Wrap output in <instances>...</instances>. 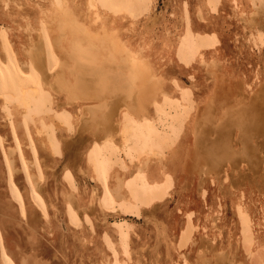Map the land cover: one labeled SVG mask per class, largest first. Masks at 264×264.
Instances as JSON below:
<instances>
[{"label":"rangeland","instance_id":"1","mask_svg":"<svg viewBox=\"0 0 264 264\" xmlns=\"http://www.w3.org/2000/svg\"><path fill=\"white\" fill-rule=\"evenodd\" d=\"M258 1L0 0V264H264Z\"/></svg>","mask_w":264,"mask_h":264},{"label":"crops","instance_id":"2","mask_svg":"<svg viewBox=\"0 0 264 264\" xmlns=\"http://www.w3.org/2000/svg\"><path fill=\"white\" fill-rule=\"evenodd\" d=\"M260 8V9H259ZM255 9L258 11V12H260L261 10H263V8H261V7H259L257 4H255ZM261 13H263L261 16L264 18V12H261ZM96 42H98L97 40H95ZM103 44V41H99V45H102ZM75 50L77 51V53H76V57L79 59L78 60V62H79V64H80V60H81V53L82 52H84V53H86V59H87V61H88V65L87 66H84V67H82V66H80V76H79V80L76 82V86L75 87H78V88H80V89H82V90H87V84H86V81H85V79L84 78H82V76L81 75H88V74H90V73H92V70H95V71H93L94 73H92V75H90V77L91 76H95V77H93V78H95V80H97V77H99L98 76V74H100V75H102L104 72L102 71V69L100 70V68L99 67H97L94 63H92V61H91V57H90V53H91V48L87 51V49H82L80 46H75ZM90 51V52H89ZM33 58H34V60H35V57L33 56ZM33 60V61H34ZM93 64L95 65L94 67H93ZM81 65V64H80ZM60 67L58 66L57 67V69H59ZM83 69V70H82ZM86 70V71H85ZM88 70V71H87ZM97 71H99V72H102V73H99V72H97ZM96 73V74H95ZM137 78V77H136ZM82 81H83V83H82ZM127 83H128V81H127ZM135 86H133V88H134ZM70 88H74L73 87V85H71V86H69V89ZM139 91V90H138ZM137 102H138V104H139V106H140V109H139V111H144L145 110V105H144V100H143V97H141L140 96V94L138 93V96H137ZM253 134L257 137V139L259 138V133L258 132H253ZM231 136V135H230ZM22 213H24V215L23 216H26V214H25V212L23 211Z\"/></svg>","mask_w":264,"mask_h":264},{"label":"bare ground","instance_id":"3","mask_svg":"<svg viewBox=\"0 0 264 264\" xmlns=\"http://www.w3.org/2000/svg\"><path fill=\"white\" fill-rule=\"evenodd\" d=\"M258 1V0H257ZM260 1L261 0H259L258 1V4H259V6L261 5L260 4ZM263 2V1H262ZM262 4H264V3H262ZM255 6V5H254ZM261 7V6H260ZM264 7V6H263ZM260 9V8H259ZM116 10V12H117V8L115 9ZM119 10V9H118ZM259 11V10H258ZM260 12H264V10H261ZM81 55V60H80V66H82V67H84V66H87L88 65V61H87V59H86V53H81L80 54ZM130 61V60H129ZM95 65L93 64V67H94ZM49 67V66H48ZM81 69V68H80ZM83 70V69H82ZM100 70H101V68H100ZM86 71V70H85ZM88 71V70H87ZM93 71H95V70H92V73H94ZM97 72H99V71H97ZM92 73H90V74H88V75H92ZM99 73H102V72H99ZM96 74V73H95ZM87 75V74H86ZM98 76H100V74H98ZM92 77H95V76H92ZM83 78V77H82ZM97 79H98V77H97ZM94 80H95V78H94ZM129 81L132 83V82H136L135 81V77H134V74L133 73H131L130 75H129ZM91 82H93L92 80H91ZM82 83H83V81H82ZM130 86V85H129ZM70 89H72V88H70ZM108 94H109V92H107ZM115 93V92H114ZM109 97V96H108ZM109 98H111L112 99V97H109ZM260 113V112H259ZM262 113H260L259 115H261ZM242 118V117H241ZM243 120H244V118H243ZM245 121V120H244ZM255 122H256V132H258L259 133V137H260V140H258L257 141V143H258V145H261V146H264V125H262V121H261V119L259 118V117H256L255 118ZM240 123V122H239ZM239 127V126H238ZM246 127V126H245ZM246 129H247V127H246ZM249 130V129H248ZM242 135H241V137L242 138H244V135H243V133H241ZM230 139H231V137H230V135L228 134V133H226L225 134V136H224V138H223V141H222V143H221V146H224V145H228V144H230L231 143V141H230ZM242 145H243V147L244 148H247V146H248V143H247V140L246 141H244L243 143H242ZM216 146V145H215ZM208 147V146H207ZM214 148L213 147H208V150H207V153H213L214 152ZM263 153H264V151H263ZM218 154H221V151L218 153ZM231 154V153H230ZM243 154L245 155V154H247V153H245V151H243ZM229 155V154H228ZM217 156V155H216ZM229 157H230V155H229ZM253 158V162L252 163H255L254 162V160L256 161L257 160V156L255 155V156H253L252 157ZM210 161V160H209ZM220 163V162H219ZM231 163V162H230ZM213 165H214V163H212ZM217 164V163H216ZM209 166H211V165H209ZM218 166V165H217ZM251 166V165H250ZM257 167V166H256ZM23 215H24V213H22ZM216 260V259H215Z\"/></svg>","mask_w":264,"mask_h":264}]
</instances>
